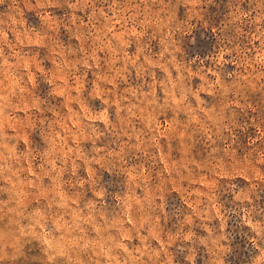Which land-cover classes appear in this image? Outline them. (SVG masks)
Masks as SVG:
<instances>
[{"label": "rangeland", "instance_id": "rangeland-1", "mask_svg": "<svg viewBox=\"0 0 264 264\" xmlns=\"http://www.w3.org/2000/svg\"><path fill=\"white\" fill-rule=\"evenodd\" d=\"M0 264H264V0H0Z\"/></svg>", "mask_w": 264, "mask_h": 264}]
</instances>
